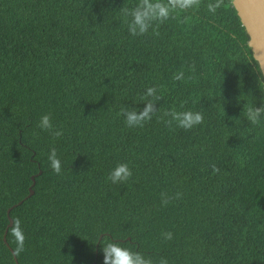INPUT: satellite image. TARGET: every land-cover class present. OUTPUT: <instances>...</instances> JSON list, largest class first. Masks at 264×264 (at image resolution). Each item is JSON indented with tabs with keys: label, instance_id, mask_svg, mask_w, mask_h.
<instances>
[{
	"label": "trees",
	"instance_id": "trees-1",
	"mask_svg": "<svg viewBox=\"0 0 264 264\" xmlns=\"http://www.w3.org/2000/svg\"><path fill=\"white\" fill-rule=\"evenodd\" d=\"M136 2L0 0V264H102L100 235L168 264H264V118L245 119L264 84L231 0L133 37L119 10ZM145 86L156 111L126 128L118 108L143 107ZM181 103L203 122L166 124ZM44 113L61 136L37 127ZM118 160L132 175L111 184ZM8 208L6 243L17 219L25 236L16 255Z\"/></svg>",
	"mask_w": 264,
	"mask_h": 264
},
{
	"label": "clouds",
	"instance_id": "clouds-1",
	"mask_svg": "<svg viewBox=\"0 0 264 264\" xmlns=\"http://www.w3.org/2000/svg\"><path fill=\"white\" fill-rule=\"evenodd\" d=\"M198 3V0H137L131 6L120 8L122 24L130 36L136 37L147 34L153 30L155 26L169 19L170 15L175 10H186L193 8ZM217 3L207 5L209 12H214ZM183 77V72L178 71L173 75L174 80H180ZM257 79L264 82V73H257ZM159 99V93L156 86H145L142 93L139 94V101L143 107H131L121 105L118 108V115L121 117L122 123L126 128L133 129L142 127L147 121L152 119L156 109L154 101ZM224 101V98H223ZM139 105V104H138ZM167 117L166 124L174 125L175 128L190 130L195 126L200 125L204 120V115L201 110L185 108L183 103L178 107H173L164 113ZM264 118V99L260 96L259 105L256 106L253 102L245 109V119L256 124L260 119ZM37 127L42 131L46 130L53 137L61 136V130L53 126L50 115L48 113L41 114L37 122ZM48 166L57 174L61 172V160L57 156L55 147H50L47 156ZM212 172L218 171L215 165H211ZM132 175V170L126 161H115L106 175V180L111 184L126 182ZM180 193L174 194L175 198L180 197ZM172 197L165 193H161V203L166 204ZM165 240L172 238L171 232L162 234ZM11 236L15 241L13 254H19L24 248V232L20 226V221L17 219L11 228ZM98 237V236H97ZM97 241V239H96ZM99 236V251L101 253L102 264H168L164 257L154 259L151 256L144 254L141 251L122 245L117 240L111 238H103Z\"/></svg>",
	"mask_w": 264,
	"mask_h": 264
},
{
	"label": "water",
	"instance_id": "water-1",
	"mask_svg": "<svg viewBox=\"0 0 264 264\" xmlns=\"http://www.w3.org/2000/svg\"><path fill=\"white\" fill-rule=\"evenodd\" d=\"M231 3L236 11L241 25L244 27V30L248 35L247 44L250 47L252 56L257 61L261 73H264V0H231ZM39 173L40 171H38L37 174ZM33 184L34 176H31V184L28 187V194L25 196V198L29 197L33 193ZM20 202L21 201H19L17 204ZM13 206L14 205H12V207ZM10 209L11 208H8L6 210L8 224L4 229L2 239L6 247L12 252L5 241L7 228L12 225V219L9 217ZM15 264H18L16 259Z\"/></svg>",
	"mask_w": 264,
	"mask_h": 264
}]
</instances>
